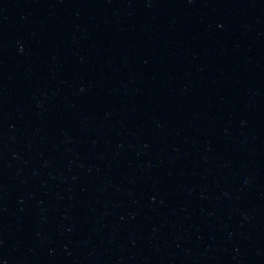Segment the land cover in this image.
Listing matches in <instances>:
<instances>
[{
	"label": "water",
	"instance_id": "1",
	"mask_svg": "<svg viewBox=\"0 0 264 264\" xmlns=\"http://www.w3.org/2000/svg\"><path fill=\"white\" fill-rule=\"evenodd\" d=\"M0 264H264V0H0Z\"/></svg>",
	"mask_w": 264,
	"mask_h": 264
}]
</instances>
